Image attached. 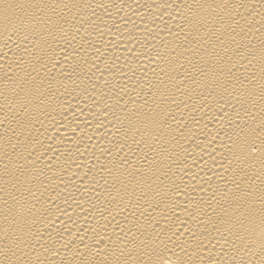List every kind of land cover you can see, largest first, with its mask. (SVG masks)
Instances as JSON below:
<instances>
[{
  "label": "bare ground",
  "instance_id": "bare-ground-1",
  "mask_svg": "<svg viewBox=\"0 0 264 264\" xmlns=\"http://www.w3.org/2000/svg\"><path fill=\"white\" fill-rule=\"evenodd\" d=\"M0 264H264V0H0Z\"/></svg>",
  "mask_w": 264,
  "mask_h": 264
}]
</instances>
